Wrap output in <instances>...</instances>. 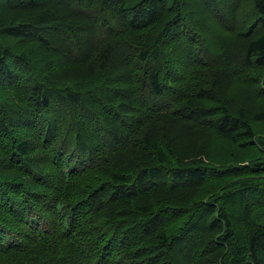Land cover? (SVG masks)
Segmentation results:
<instances>
[{"label":"trees","instance_id":"16d2710c","mask_svg":"<svg viewBox=\"0 0 264 264\" xmlns=\"http://www.w3.org/2000/svg\"><path fill=\"white\" fill-rule=\"evenodd\" d=\"M0 264H264V0H0Z\"/></svg>","mask_w":264,"mask_h":264}]
</instances>
